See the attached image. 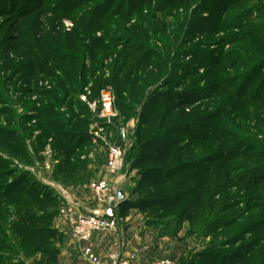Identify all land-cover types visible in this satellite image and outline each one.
Listing matches in <instances>:
<instances>
[{
  "label": "rangeland",
  "instance_id": "rangeland-1",
  "mask_svg": "<svg viewBox=\"0 0 264 264\" xmlns=\"http://www.w3.org/2000/svg\"><path fill=\"white\" fill-rule=\"evenodd\" d=\"M263 1L238 0L220 15L210 0H0V264H25L15 244L27 230L51 228L54 239L40 246L54 253L69 231L65 206L49 203L50 177L29 168L25 145L27 158L12 149L39 106L25 93L28 77L45 65L96 70L102 60L119 61L124 80L136 81L116 95L132 127L112 182L126 202L119 227L150 249L142 263L264 264V45L248 39L264 8L255 27L241 18ZM238 15L239 30L226 25Z\"/></svg>",
  "mask_w": 264,
  "mask_h": 264
},
{
  "label": "trees",
  "instance_id": "trees-1",
  "mask_svg": "<svg viewBox=\"0 0 264 264\" xmlns=\"http://www.w3.org/2000/svg\"><path fill=\"white\" fill-rule=\"evenodd\" d=\"M211 2L218 3L217 6L222 7V11L220 15H224L227 11H229L230 7L236 3L238 0H210ZM254 1V0H252ZM227 3V4H225ZM257 8V12H251L249 15L244 16H235L234 18H228L226 21L227 26H235V29L241 28L242 26L238 24V18L241 17L244 23L252 24L249 27H255V17L258 16L259 10L262 11L264 8V1L261 3H257L256 5L252 6ZM251 9V8H250ZM251 9V10H252ZM222 18V17H221ZM220 18V19H221ZM259 27V28H256ZM255 27V30H252L251 33L248 35V39H256L254 35L257 37H260V44L262 43L264 45V24L260 26ZM72 31V29H71ZM65 33L64 34H70L71 33ZM259 32V35L256 34ZM233 44H237L238 41L232 42ZM263 51V50H262ZM255 54V52H253ZM256 53H259V51H256ZM257 57V56H255ZM106 60L108 59V56L105 57ZM116 59V56L115 58ZM104 60V62L106 61ZM103 61V60H102ZM102 61H100L99 66L96 70H91L89 65L84 64L81 69L79 70L77 66H71L69 69H65L62 67H59L58 64H55L53 67L51 66H42L37 71V74H35L37 78L31 79L28 77L27 86L25 93L27 96H36L38 101V110L34 108H29V110L34 112L33 116H36L37 119H33L32 116H25L27 119V124L31 121L37 122L39 121L40 117H43L44 115H52L55 116L57 119L61 121L63 125H67L75 120H78L79 118H84L85 124L88 126L91 124V114L86 106V104L82 103L79 100V96L84 93V89L90 85V95L88 96V101H94L97 96L98 92L102 88L109 87L112 89L113 95L115 96V108L121 109V105H117L116 102V95L120 92V90H123V85L126 84V82H129L130 86L128 89H133L135 86L136 81L132 80L133 75H129L126 80L123 78L122 72L119 70V61L116 63V60H111L110 64L108 66H105ZM116 63V64H115ZM87 69V70H86ZM116 74H113L112 71L116 70ZM88 72V76H85V73ZM107 71L105 76V72ZM113 74V75H112ZM135 75V74H134ZM141 76V74H138V77ZM141 78V77H140ZM126 81V82H125ZM43 82H48L52 87L50 89H46L45 87H42L40 84ZM35 85L37 87H35ZM143 86V84H142ZM127 91V90H124ZM123 93V92H122ZM33 98V97H32ZM66 98H70L68 101H65ZM35 99V98H34ZM30 100V98L27 100L28 102H34L35 100ZM80 129V128H79ZM29 129L26 127L24 132L26 133ZM160 133H156L155 135L158 136ZM52 139H55L59 144L58 146L63 147L66 146V144H69L72 146L70 151H73V145L76 146H82L83 142H89V137L87 133H82L80 130H73V132L66 131L65 126L57 127L56 130L52 132ZM75 139V140H74ZM78 139V140H77ZM83 139V140H82ZM82 140V141H81ZM150 140H153L150 138ZM150 140L146 143L145 147L143 146L141 149L144 150L146 147L150 146ZM12 149H16L20 151V147L22 145L24 146V143H20L19 146H17L16 143L12 142ZM25 147V146H24ZM22 156L27 158V154H25L24 150L21 149ZM138 162L140 163L142 160L148 159V154H140V156L137 158ZM26 199V198H25ZM48 203V202H45ZM49 203H53L54 205L59 204L57 199L54 198L49 201ZM50 205V204H49ZM126 202L123 199L118 204V208L116 210V216L120 217V212L123 207H125ZM55 207V206H54ZM52 209V208H51ZM29 212V208L27 207L25 212ZM42 215H40L41 217ZM55 213L54 211H50L48 215H45L42 218L43 222H46L51 219V217H54ZM30 219V218H28ZM54 232H52L51 228H36L34 230H27L24 234L23 240L20 243H16L19 248L26 249L27 253L25 255L33 256L36 254H40L43 256H47L48 258H54L58 253L52 252L55 248L51 245L49 246H40L41 243L47 241H52L54 239ZM13 240H16L18 238H12ZM8 241V239H7ZM4 243V242H3ZM2 245L0 244V248ZM10 248V247H9ZM11 251V249H10ZM7 259V258H5Z\"/></svg>",
  "mask_w": 264,
  "mask_h": 264
},
{
  "label": "crops",
  "instance_id": "crops-1",
  "mask_svg": "<svg viewBox=\"0 0 264 264\" xmlns=\"http://www.w3.org/2000/svg\"><path fill=\"white\" fill-rule=\"evenodd\" d=\"M69 99L66 98L65 101ZM26 115L31 117L34 112L28 110ZM64 126L66 131L69 132L80 130L82 133H87L89 142H83L80 147L73 145V151H70L72 146L69 144L63 147L58 146L59 143L52 139L51 135L57 127L63 128ZM27 128L29 130L26 132L24 145L29 157H31L29 168L33 170V166L36 165L34 167L39 170V176L50 177L49 179L45 177L42 181L53 191V195L59 203L58 205L72 208L76 206L79 212L92 208L94 204L90 198L87 186L94 180L93 177L98 178V176L102 175V170L97 169L99 171H96V168L103 161L99 153L104 154L107 149L99 142L95 146L97 147L96 149L94 144H92L93 146L89 145L95 133L90 124L87 126L84 118L81 117L67 125H63L55 116L44 115L39 118L38 123L29 122ZM94 153L98 154L94 156ZM129 231L130 229L126 231L118 225L117 234L94 235L89 245L103 258L109 252L115 250L121 249L131 253L144 248L145 251L139 259V264H143L142 262L147 260L145 254L150 253V249L142 247L141 238L137 237L134 230H131L133 234L132 237H129ZM66 235L65 245L58 247L59 252L54 258H48L40 254L27 258L24 253L20 252L25 264H79L77 250L71 243L69 234L66 233Z\"/></svg>",
  "mask_w": 264,
  "mask_h": 264
},
{
  "label": "built area",
  "instance_id": "built-area-1",
  "mask_svg": "<svg viewBox=\"0 0 264 264\" xmlns=\"http://www.w3.org/2000/svg\"><path fill=\"white\" fill-rule=\"evenodd\" d=\"M72 24L64 22L63 30L69 32ZM50 89L48 82L40 84ZM90 85L84 89L79 100L86 104L91 114V128L95 135L107 149L102 178L91 181L87 190L94 206L80 212L78 208L65 206L60 210L62 219L69 225V239L77 250L79 264H139L144 248L136 252L115 250L106 257L98 255L91 247L90 240L94 235L117 234L120 219L116 216L118 208V192L112 182L113 176L122 169L123 148L132 124H122L115 108V98L109 87L102 88L94 101H88ZM107 130V131H106ZM113 132V134L111 133ZM105 133L106 135L102 134ZM111 134L114 141L111 142ZM149 264H173L170 260H158Z\"/></svg>",
  "mask_w": 264,
  "mask_h": 264
},
{
  "label": "water",
  "instance_id": "water-1",
  "mask_svg": "<svg viewBox=\"0 0 264 264\" xmlns=\"http://www.w3.org/2000/svg\"><path fill=\"white\" fill-rule=\"evenodd\" d=\"M117 196H118V200H119L120 202L124 199V194H123L122 191H119Z\"/></svg>",
  "mask_w": 264,
  "mask_h": 264
}]
</instances>
